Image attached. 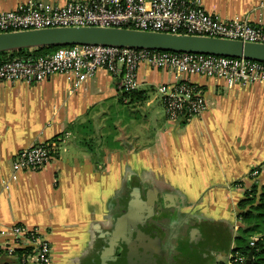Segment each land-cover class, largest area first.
<instances>
[{"label":"crops","instance_id":"crops-1","mask_svg":"<svg viewBox=\"0 0 264 264\" xmlns=\"http://www.w3.org/2000/svg\"><path fill=\"white\" fill-rule=\"evenodd\" d=\"M24 1L0 0V11ZM261 1L201 3L222 19L264 24ZM137 77L144 100L124 96L119 76L104 67L74 91L59 73L30 84L0 81V231L37 228L51 246L46 264L230 259L237 203L253 183H264V82L228 87L145 64ZM182 79L202 88L206 107L177 122L165 116L157 86ZM123 105L131 112L124 126L119 118L113 132H101L109 108L119 113ZM43 142L55 143L45 164L12 169L17 153ZM254 168L256 176L249 175ZM6 241L11 234L0 232V248ZM9 259L0 253V264Z\"/></svg>","mask_w":264,"mask_h":264},{"label":"built area","instance_id":"built-area-1","mask_svg":"<svg viewBox=\"0 0 264 264\" xmlns=\"http://www.w3.org/2000/svg\"><path fill=\"white\" fill-rule=\"evenodd\" d=\"M264 9V1L259 3ZM99 25L131 27L148 31L196 34L264 43V24L246 16L222 19L209 13L201 0H67L55 5L42 0H25L14 9L0 11V32L45 27ZM145 64L152 68H170L177 74H198L235 84L264 82V61L193 52H174L130 48L104 44L60 45L53 52L37 57L13 58L0 63V81L22 80L36 83L59 73L65 75L70 91L76 90L99 67L119 76L122 90L138 88L137 69ZM165 116L172 121H187L206 107L203 90L186 79L157 86ZM54 142L32 144L17 153L14 171L35 169L45 164L55 151ZM260 167H264V162ZM257 168L249 175L256 176ZM12 241L2 246L9 257L16 248L29 247L31 252L21 264H46L51 246L37 228L14 225ZM257 236H253L250 244ZM244 257L230 255L227 264H242Z\"/></svg>","mask_w":264,"mask_h":264},{"label":"water","instance_id":"water-1","mask_svg":"<svg viewBox=\"0 0 264 264\" xmlns=\"http://www.w3.org/2000/svg\"><path fill=\"white\" fill-rule=\"evenodd\" d=\"M73 44H104L174 52L245 57L264 61V43L196 34L148 31L99 25L45 27L0 32V52L21 48ZM252 251L244 264H250Z\"/></svg>","mask_w":264,"mask_h":264},{"label":"trees","instance_id":"trees-1","mask_svg":"<svg viewBox=\"0 0 264 264\" xmlns=\"http://www.w3.org/2000/svg\"><path fill=\"white\" fill-rule=\"evenodd\" d=\"M58 47L50 45L1 51L0 63L13 58L46 55ZM122 94L130 97V100H144L142 91L137 89L131 91L123 90ZM237 206L239 209L237 216L240 225L233 238L231 255L239 254L246 259L249 252L252 251L250 264H264V183H253L246 190L244 197L238 201ZM253 236H257V238L253 241V244H250ZM30 252L31 249L29 247L16 248L15 257H9L6 254V250L1 247L0 253H3L7 259L11 258L8 261L5 260L2 264H21L22 258Z\"/></svg>","mask_w":264,"mask_h":264},{"label":"rangeland","instance_id":"rangeland-1","mask_svg":"<svg viewBox=\"0 0 264 264\" xmlns=\"http://www.w3.org/2000/svg\"><path fill=\"white\" fill-rule=\"evenodd\" d=\"M129 108L126 105H123L122 107V111L119 113H116L112 108H109V111L106 113V115L104 116L103 120H105V128H100L101 132H104V134L113 132V128L111 127L114 122L120 118L121 119V123L124 124L126 123L127 118H129ZM117 114V115H116ZM68 143H63V146H67Z\"/></svg>","mask_w":264,"mask_h":264},{"label":"flooded vegetation","instance_id":"flooded-vegetation-1","mask_svg":"<svg viewBox=\"0 0 264 264\" xmlns=\"http://www.w3.org/2000/svg\"><path fill=\"white\" fill-rule=\"evenodd\" d=\"M147 219V218H146ZM147 221V227H146V231H148L149 233H151V230L155 229V226L153 225V223L151 221H153L152 218H149L146 220ZM145 230V228H144ZM145 245H147L146 243H144ZM142 259H139V264H143L141 263Z\"/></svg>","mask_w":264,"mask_h":264}]
</instances>
